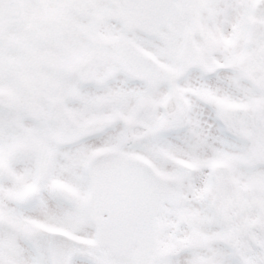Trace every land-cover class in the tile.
Here are the masks:
<instances>
[{
    "label": "snow or ice",
    "instance_id": "obj_1",
    "mask_svg": "<svg viewBox=\"0 0 264 264\" xmlns=\"http://www.w3.org/2000/svg\"><path fill=\"white\" fill-rule=\"evenodd\" d=\"M0 264H264V0H0Z\"/></svg>",
    "mask_w": 264,
    "mask_h": 264
}]
</instances>
